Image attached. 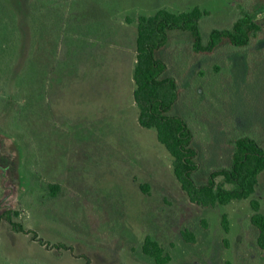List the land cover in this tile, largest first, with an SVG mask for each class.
<instances>
[{
  "label": "rangeland",
  "instance_id": "374dc122",
  "mask_svg": "<svg viewBox=\"0 0 264 264\" xmlns=\"http://www.w3.org/2000/svg\"><path fill=\"white\" fill-rule=\"evenodd\" d=\"M195 7L204 42L243 11L264 24V0H0V264H156L147 236L168 264H264L251 222L264 173L250 200L202 208L138 123L129 19ZM262 41L264 29L246 49L207 56L177 33L158 53L181 88L171 114L193 130L198 185L230 165L235 138L264 146Z\"/></svg>",
  "mask_w": 264,
  "mask_h": 264
},
{
  "label": "trees",
  "instance_id": "16d2710c",
  "mask_svg": "<svg viewBox=\"0 0 264 264\" xmlns=\"http://www.w3.org/2000/svg\"><path fill=\"white\" fill-rule=\"evenodd\" d=\"M203 17L202 9L195 7L182 13L163 8L153 15L129 19L130 23L137 24L138 29L133 73L134 101L139 125L156 132L159 143L171 157L173 173L190 201L205 209H216L253 197L260 176L264 173V146L251 135L235 138L230 165L212 170L206 183L198 185L193 179L200 167L199 151L193 146V130L183 118L171 114L180 99L181 88L177 79L168 75L169 67L158 53L169 45L172 35L177 33L190 36L192 51L198 55H212L224 45L236 50L246 49L258 39L264 24L254 15L243 11L230 29H214L208 42H204L200 29ZM260 44L264 45V41ZM49 188L53 196L60 190V186L54 184ZM251 205V222L258 231L257 245L264 253V213L256 200ZM3 217L14 230L24 232L23 226L12 221L11 211H7ZM142 251L156 264L171 261L164 248L150 236L146 237Z\"/></svg>",
  "mask_w": 264,
  "mask_h": 264
}]
</instances>
